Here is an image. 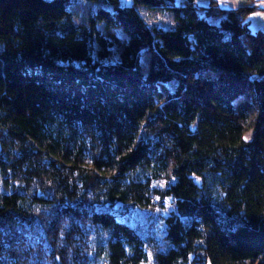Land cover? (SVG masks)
I'll return each mask as SVG.
<instances>
[{"label": "trees", "instance_id": "16d2710c", "mask_svg": "<svg viewBox=\"0 0 264 264\" xmlns=\"http://www.w3.org/2000/svg\"><path fill=\"white\" fill-rule=\"evenodd\" d=\"M130 1L0 0V264H264L262 10Z\"/></svg>", "mask_w": 264, "mask_h": 264}, {"label": "rangeland", "instance_id": "374dc122", "mask_svg": "<svg viewBox=\"0 0 264 264\" xmlns=\"http://www.w3.org/2000/svg\"><path fill=\"white\" fill-rule=\"evenodd\" d=\"M201 2V4L208 3L210 1H217L218 0H196ZM231 0H221L220 3H229ZM235 2L242 1V0H234ZM74 5L71 6L72 16L75 22L81 23L86 22V18L89 15L90 9L95 10V6L90 7V5L85 2V0H74ZM228 5V4H226ZM147 14V13H146ZM144 15V14H143ZM146 20L149 24H158L164 29H175L178 27L177 23L173 20L170 15H164L157 12H150L146 15ZM146 57H143L141 61L142 69H145L146 64ZM118 208V206H116ZM173 208L168 205L164 210H156L154 212H147V211H139L134 210L132 213L129 214L128 222L130 225L135 224H143L148 223L151 218L154 217H161L163 218L169 225V234L172 236L174 242L177 244L178 251L171 252L167 257H160L159 261L161 264H170L174 260L178 259H186V244L185 239L182 233V230L179 226L178 221L172 215Z\"/></svg>", "mask_w": 264, "mask_h": 264}, {"label": "crops", "instance_id": "0c3cea01", "mask_svg": "<svg viewBox=\"0 0 264 264\" xmlns=\"http://www.w3.org/2000/svg\"><path fill=\"white\" fill-rule=\"evenodd\" d=\"M247 0H242V1H238L235 2L234 0H231L229 3H220L221 0H218L219 4H223L226 5L228 4V6L230 7H237L239 6L241 3H245ZM252 4H257V6L262 10L259 12H256L254 14L251 15L250 17V21L252 20V27L254 29H260L264 32V0H251Z\"/></svg>", "mask_w": 264, "mask_h": 264}, {"label": "water", "instance_id": "95a60500", "mask_svg": "<svg viewBox=\"0 0 264 264\" xmlns=\"http://www.w3.org/2000/svg\"><path fill=\"white\" fill-rule=\"evenodd\" d=\"M120 4L122 6H129L131 4L130 0H120Z\"/></svg>", "mask_w": 264, "mask_h": 264}]
</instances>
